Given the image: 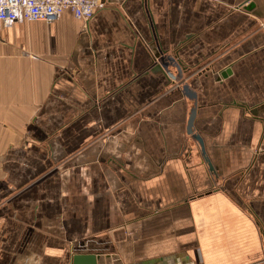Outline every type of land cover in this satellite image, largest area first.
I'll return each instance as SVG.
<instances>
[{"label":"crops","instance_id":"crops-1","mask_svg":"<svg viewBox=\"0 0 264 264\" xmlns=\"http://www.w3.org/2000/svg\"><path fill=\"white\" fill-rule=\"evenodd\" d=\"M101 3L0 25V264H264V0Z\"/></svg>","mask_w":264,"mask_h":264},{"label":"built area","instance_id":"built-area-1","mask_svg":"<svg viewBox=\"0 0 264 264\" xmlns=\"http://www.w3.org/2000/svg\"><path fill=\"white\" fill-rule=\"evenodd\" d=\"M101 5V0H0V25L24 21L53 23L67 10L87 21Z\"/></svg>","mask_w":264,"mask_h":264},{"label":"water","instance_id":"water-1","mask_svg":"<svg viewBox=\"0 0 264 264\" xmlns=\"http://www.w3.org/2000/svg\"><path fill=\"white\" fill-rule=\"evenodd\" d=\"M171 59V58H170ZM173 59H171L169 62L173 63ZM163 66H167V63L164 61H162ZM188 86H185V90H188ZM195 97V95H194ZM195 116H196V111L193 110L191 117L189 119V132H192V127H193V123L195 120ZM200 139V138H199ZM200 141L202 142V140L200 139ZM101 260L100 256L97 255H91V254H77L74 256V260H73V264H99V261Z\"/></svg>","mask_w":264,"mask_h":264}]
</instances>
